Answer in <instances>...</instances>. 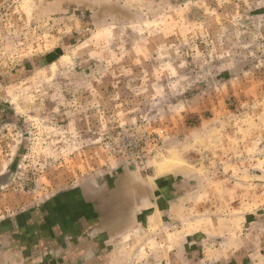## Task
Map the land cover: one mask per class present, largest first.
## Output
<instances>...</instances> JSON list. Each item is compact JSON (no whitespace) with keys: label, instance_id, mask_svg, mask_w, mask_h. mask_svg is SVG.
<instances>
[{"label":"rangeland","instance_id":"1","mask_svg":"<svg viewBox=\"0 0 264 264\" xmlns=\"http://www.w3.org/2000/svg\"><path fill=\"white\" fill-rule=\"evenodd\" d=\"M120 168L182 240L264 224V0H0V219Z\"/></svg>","mask_w":264,"mask_h":264},{"label":"crops","instance_id":"2","mask_svg":"<svg viewBox=\"0 0 264 264\" xmlns=\"http://www.w3.org/2000/svg\"><path fill=\"white\" fill-rule=\"evenodd\" d=\"M113 174L0 219V264H264L261 222L218 240H182L180 231L165 232L166 207L150 177Z\"/></svg>","mask_w":264,"mask_h":264}]
</instances>
